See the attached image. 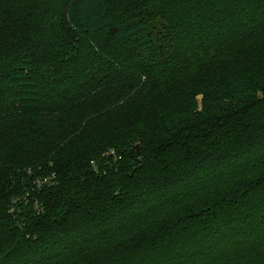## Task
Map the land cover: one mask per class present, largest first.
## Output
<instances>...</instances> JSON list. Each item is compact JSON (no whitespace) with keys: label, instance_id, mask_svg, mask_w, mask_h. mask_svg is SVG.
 <instances>
[{"label":"trees","instance_id":"16d2710c","mask_svg":"<svg viewBox=\"0 0 264 264\" xmlns=\"http://www.w3.org/2000/svg\"><path fill=\"white\" fill-rule=\"evenodd\" d=\"M4 173L0 264H264V0H0Z\"/></svg>","mask_w":264,"mask_h":264},{"label":"rangeland","instance_id":"374dc122","mask_svg":"<svg viewBox=\"0 0 264 264\" xmlns=\"http://www.w3.org/2000/svg\"><path fill=\"white\" fill-rule=\"evenodd\" d=\"M34 173H35V172H34ZM34 173H33V172L31 173V170H30V169L28 170V175H29L30 177H31L32 175H34ZM41 177H42V176H39L38 181H40ZM5 179H8V175H7L6 173H4V175H2V177L0 178V184H1V185H4V184L6 183V182H5ZM10 184L12 185V180H9V182L6 183V185H7L6 188H7V189H6V190H3V191H5V192L10 191V190H11V187H10L11 185H10ZM6 185H5V186H6ZM5 186H4V187H5ZM1 193H3V192H1ZM0 205H1V203H0Z\"/></svg>","mask_w":264,"mask_h":264}]
</instances>
